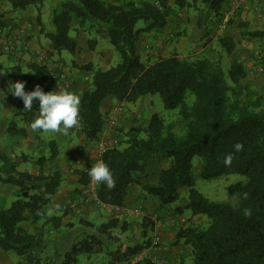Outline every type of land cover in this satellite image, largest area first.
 Wrapping results in <instances>:
<instances>
[{
  "label": "trees",
  "instance_id": "16d2710c",
  "mask_svg": "<svg viewBox=\"0 0 264 264\" xmlns=\"http://www.w3.org/2000/svg\"><path fill=\"white\" fill-rule=\"evenodd\" d=\"M6 1L12 11L34 7L37 25L45 32L42 12L46 0ZM227 1L202 0L206 11L215 15H220ZM169 3L178 9L192 6L186 0H159L156 4L143 0H63L50 10L51 28L46 38L52 44V53L46 54L48 58L63 52L76 55L80 45L72 32L79 30L105 39L119 57L108 70L95 69L91 63L74 64L81 72L92 75L90 84L79 97V127L88 141L98 143L107 129L110 116L101 112V106L109 98L119 104H132L145 96L158 95L166 110L178 112L177 120L169 123L154 114L147 127L122 132L124 141L106 148L101 160L112 172L115 186L108 189L97 184L98 202L123 208L128 188L139 185L147 195L158 199L160 208H166L178 202L180 189L188 190V204L176 208L175 213L183 215L189 211L192 217H205L207 221L201 226L180 228L174 243L191 247L193 264H264L263 96L243 85L250 74L241 61H235L227 71L218 61H190L177 55L150 63L144 61L138 43L142 35L167 27L172 12ZM140 23L146 26L138 27ZM6 27L5 13L0 9V31ZM245 35L264 40V28ZM95 42H89L91 51L95 50ZM220 44L228 56L234 53L233 39L226 37ZM257 58V68L264 73V53ZM42 64L29 63L30 74L18 66L16 73L11 74L13 69L0 66V91L8 92L9 86L17 82L29 86L40 78L46 94L57 92L52 70ZM3 71L7 72L6 79L2 77ZM19 107L16 117L23 126L11 122L7 128L9 135L26 140L30 135L43 133L31 127L40 115L39 102L28 111L19 99ZM178 129L182 132L177 133ZM237 143L243 145L239 152L234 148ZM55 150L53 143L49 159L42 155L32 163L33 173L20 171L17 160L0 148V185L16 188L20 196L9 208L0 209V251L14 253L19 258L18 264H80V256L91 259L103 252L109 257L108 264H116L129 262L149 249V240L135 245L122 243V237L129 231L125 222L114 219L96 225L80 220L83 232L74 238L72 245L65 240L66 247L58 248L62 254L57 255V261L53 259L47 234L59 231L62 218L68 214L49 217V206L63 182L59 170L45 172L46 165L57 155ZM229 154L233 159L226 164L225 157ZM21 158L25 163L32 160L26 155ZM196 158L201 160L203 180L228 175L246 178L227 189L237 198V203L211 202L195 188ZM162 166L166 168L154 174L158 183L143 185L150 169ZM83 182L90 183V176L84 175ZM246 210L251 214L246 215ZM23 223L39 224L40 229L37 234H31L21 226ZM153 229L151 220L140 223L144 239ZM52 243L58 241L52 240ZM108 246L117 247L110 251ZM137 264L159 263L146 258Z\"/></svg>",
  "mask_w": 264,
  "mask_h": 264
},
{
  "label": "rangeland",
  "instance_id": "374dc122",
  "mask_svg": "<svg viewBox=\"0 0 264 264\" xmlns=\"http://www.w3.org/2000/svg\"><path fill=\"white\" fill-rule=\"evenodd\" d=\"M63 1V0H60ZM108 2H113L114 0H105ZM138 1V0H137ZM148 1L151 3H155L159 0H143ZM190 3L191 8L186 9H178L174 4L169 3V6L172 7L171 15L168 18V25L165 29H163L160 33L161 35L152 36L155 33H147L142 35L141 42H140V54L142 58L146 62H154L156 59L160 58H169L173 55H177L181 59L188 58L190 61L196 59H209L211 61H218L222 65V67L227 71L235 61H241L245 64L249 71V78L243 81L244 86H248L252 91L258 92L262 94L263 104H264V74H260L258 76L256 73L257 62L258 58L264 53V40H254L247 37L245 34L248 32L262 30L264 28V4L262 0H248L245 3H242L240 0H228L224 5L223 10L220 12V15L209 14L206 9L205 5L203 4L202 0H186ZM6 0H0V9L6 14H11V10L3 9L2 7L6 4ZM47 8L52 10L55 6V0H46ZM50 22V16L47 19ZM50 24V23H49ZM76 25V24H74ZM146 26L144 23H140L138 27ZM8 35L17 34L15 30L10 31L4 29ZM150 34H152L150 36ZM73 37H77L80 40V43L83 46V51L87 54V56L93 57L91 60L85 59L86 62L91 61L90 63L95 67V69L106 70L109 67L114 66L118 60L112 63V57L110 56L111 51L109 47L114 52L115 56L118 57V54L115 52L114 48L103 38L90 36L84 31H73ZM226 37H229L234 40L236 43V48L234 53L231 56H228L222 49V45L220 41ZM95 42V51L86 52L85 49H90L89 42ZM156 42V44L154 43ZM159 43V44H157ZM89 51V50H88ZM90 53L91 55H89ZM64 57L70 58V54L67 52H63ZM2 56H0V61ZM36 57V56H35ZM35 57L34 60L36 59ZM38 58V55H37ZM48 64L51 62L50 58H48ZM38 59H36L37 61ZM20 64L16 65L15 68L18 66L20 67L24 73L30 74L31 71L29 70V63L22 61L18 62ZM33 63V62H32ZM35 63V61H34ZM37 63V62H36ZM40 63V62H39ZM42 64V63H40ZM47 64V66H49ZM51 65L58 64L63 65L65 68L72 69L81 73L78 67L72 66L71 63H60V62H52ZM10 63L7 61L5 62V69H10ZM43 65V64H42ZM87 65V64H84ZM57 66V67H59ZM82 66V65H79ZM11 73H16L15 71ZM18 72V71H17ZM84 74V73H83ZM85 76H88L86 74ZM2 77L6 79L7 72L3 71ZM257 81H260L257 83ZM257 83V84H256ZM255 84V85H254ZM11 89L12 87L9 86ZM27 87V86H26ZM25 87V92H26ZM32 87V86H31ZM7 89V88H6ZM5 89V90H6ZM32 90L35 89V86L31 88ZM153 97V104H152V113H150L151 109L146 106L138 103L137 105L141 106L139 113L142 116L141 125H146V121L150 118L151 114H158L162 118L166 119L167 123L176 121L177 120V111H168L165 109L163 102L160 96H151ZM19 99L18 97H13L10 99V112L12 113L11 117H6L2 112L0 114V148L7 154L13 156L15 159H19L20 167L19 170L22 172L30 171L31 167L34 166L33 161L38 160L41 157V153L38 150L28 149L25 148L29 140L32 138L29 136L28 139L20 141L17 137L9 135L7 132V128L11 122H16L18 126L22 125V122L19 117H16V114L19 111ZM150 98H147V100ZM144 100V99H143ZM135 106V105H134ZM118 108V107H117ZM110 119V118H109ZM113 128L107 127V131L112 132ZM180 133L179 129L177 133ZM44 133V132H43ZM39 134L37 137H40L43 142L51 143L54 139L57 143H61V139L56 137V132H45V134ZM36 137V138H37ZM34 138V137H33ZM36 141V140H32ZM123 140H119L117 142H123ZM55 143V142H54ZM47 153L51 154V146L46 147ZM96 151V149H95ZM98 152L94 153V157L92 158V164L90 167L95 166L99 155L100 149L97 150ZM26 153L32 160L30 162H23L22 155ZM19 155V156H16ZM44 155L47 156L46 153ZM48 157V156H47ZM48 165H46L45 169H48ZM53 171V170H52ZM89 171V170H88ZM193 173L195 178V188L203 194L207 199L211 202H220V203H237V198L235 196H231L228 192V188L232 185H235L239 182H243L246 180L245 177L239 175H228L224 176L219 179L206 181L201 178V160L196 158L193 163ZM32 172V171H30ZM50 172V171H49ZM48 173V172H47ZM86 175H89L88 172ZM19 192L16 188L6 185H0V209L1 208H9L11 204L19 198ZM184 198L188 199V190L183 192V195L178 200L176 205H180ZM175 205V206H176ZM52 210V211H51ZM138 210V209H137ZM49 211L51 215H64L65 212H70L73 210L70 209H60V211H56L53 207H49ZM99 211L102 213L105 210H96L92 213L97 214ZM66 215V214H65ZM134 215V214H133ZM189 211L184 214L187 218L189 217ZM73 217V216H72ZM77 219V217H73ZM205 221L207 219L204 217ZM204 219L198 218L196 220V225L201 226L204 225ZM139 219L136 215L132 217H124L122 222H125L129 225V231L122 237V241H124L127 245H135L137 243L143 242L142 234L140 233V225L137 222ZM88 221V219H87ZM90 222L95 223V219H89ZM79 227L82 225L79 223ZM84 229V228H83ZM83 231V230H82ZM67 239H73L81 234L80 231L73 232L72 230L68 231ZM50 237L48 247L52 254H54L53 259L57 261V255L62 254L60 250L58 251L59 247L65 248L66 244L64 243L65 240L58 235L56 232H49L47 234ZM56 235V236H55ZM55 237V238H53ZM148 237H152V231H150L147 235ZM146 238V239H147ZM52 240L58 241V243H52ZM56 244V246H55ZM65 244V245H64ZM154 248L160 247L158 244H153ZM113 247V246H112ZM110 247V248H112ZM109 249V248H108ZM9 256L5 254H0V264H13L14 262L19 261V258L14 254L11 253ZM45 255H49L47 251ZM87 256H80V264H87ZM106 256H93L92 262H97L99 259V263L102 264L104 262ZM146 259V258H144ZM57 263V262H56Z\"/></svg>",
  "mask_w": 264,
  "mask_h": 264
},
{
  "label": "crops",
  "instance_id": "0c3cea01",
  "mask_svg": "<svg viewBox=\"0 0 264 264\" xmlns=\"http://www.w3.org/2000/svg\"><path fill=\"white\" fill-rule=\"evenodd\" d=\"M60 0H55L56 5L59 4ZM44 8L42 12V21L45 25V32L43 33L41 31V28L38 27L36 19H37V12L34 7H30L26 11H12L11 6L6 2L3 9L11 10V14L5 15V21L7 23V30L15 32L17 31L16 35H8V37H14L16 36V39L18 40V47L13 51V53H6L4 51V45L3 40L5 36H7L6 31H4L5 36H0V56L2 61H0V66H2L4 69L5 62H9L12 68L8 69L12 71L13 68H15L16 65L20 64L18 62L22 61V64L27 63H42L40 61L41 56H46L47 53H52V44L51 42L46 38V32L51 27L49 23H51V11L49 8ZM50 16V22L47 21V19ZM74 27V25H73ZM162 30H152V33H155L154 35L150 34V36H156L161 35ZM150 32V33H151ZM76 40L79 42L80 50L76 55H70V58L64 57L63 53L58 55H53L52 58H50L51 62H49L48 67H52L50 63L52 62H60L62 63H71L73 66L76 65H84L89 64L91 61L86 62L85 59L91 60L93 57L87 56L85 51H83V46L80 43L79 38L75 37ZM142 40V39H141ZM140 40V42H141ZM140 42L138 43V48L140 50ZM156 44V42H154ZM159 44V43H157ZM86 52H91L90 49H85ZM89 50V51H88ZM109 50L111 51L110 56L112 57V63L118 60L115 56L114 52L109 47ZM95 51V50H94ZM93 51V52H94ZM92 53V52H91ZM91 55L90 53H88ZM38 55V58H37ZM36 56V57H35ZM35 57L38 59L34 60ZM48 59V57H47ZM157 60V59H156ZM49 61V59H48ZM21 65V64H20ZM111 68V67H109ZM108 68V69H109ZM106 69V70H108ZM70 70V69H69ZM14 71V69H13ZM12 71V72H13ZM23 71V70H22ZM11 72V73H12ZM71 72V78L74 83L76 92L78 94V97L81 96L83 90L90 84L92 75L90 73H78L75 70H70ZM84 73V74H83ZM256 73L258 76H261L262 72H260L259 68H256ZM88 74V76H85ZM264 74V73H263ZM7 78V77H6ZM260 81H257V83ZM256 83V84H257ZM40 85L43 90H45V85L43 81L40 78H37L35 82L29 86L26 87V92L33 91L31 88L33 86ZM255 85V84H254ZM32 86V87H31ZM12 92V89L9 88L8 92L0 91V114L3 112L6 117L12 118V113L10 112V99H12L14 96L10 93ZM147 98H150L147 100ZM144 99V100H143ZM153 97L151 96H145L144 98L138 100L135 103H124L119 104L116 102L114 98H109L106 100L102 106H101V112L104 115H116L117 120L116 124L113 127V129L110 131L104 132L102 137L100 138V141L97 142H90L87 140L86 136L82 133L80 127L73 128L69 130L68 134L63 133H56L57 140L58 138L61 139V143L59 140L56 142V140H52L51 143L43 142L40 137L32 136L31 139L36 140L32 141L31 139L27 143L25 148L38 150L39 153H41V156L43 155L46 158H50L51 154L47 153L46 147L55 142L57 153L55 159H53L51 162H49L47 165L49 166L48 169H45V172L49 173L52 170H59L62 173L63 176V182L62 185L58 191V193L53 197L51 205L49 207H53L56 211H60V209H70L73 210L68 212L66 216L62 218V227L59 231L56 233L60 235L64 240L68 237V231L72 230L74 233L82 231V227H79L80 220L89 221V219H95L96 225H102L106 224L111 220H118L120 223L122 222V219L124 217H132L136 215L138 217V224L144 220L148 219L151 220L154 224V229L152 231V237H148L147 239H143V242L146 240H149L150 242V248L145 250L142 254H140V259H151L159 264H193V257H192V249L191 247L185 246L183 244L177 245L175 244V239L178 233V230L180 228H185L190 225L197 226L196 220L199 217H192L191 213L189 212V217H185L184 214L187 213V211L184 212L183 215H179L175 213V209L178 207H186L188 204V199L184 198L183 202L180 205H172L171 207L166 208H160V203L157 198L151 195H147L146 192L143 190L142 186L139 185H131L128 188V196L124 202L123 208H117V207H108L103 206L98 202L97 196H96V187H93L92 183L84 184V175L86 176L88 170L91 169L92 164V158L94 157V153L98 152L99 148L105 147L108 148L110 146H113L117 143L119 140H123L122 132H127L131 128H141V127H147L150 123L151 117L154 115L151 114L150 118L146 121V125H141L142 116L139 113L140 108L142 105L148 106L152 113V104H153ZM138 103H141V106L137 105ZM135 105V106H134ZM117 107L122 108L117 114L116 110ZM23 126V125H21ZM20 126V127H21ZM45 134V132L43 133ZM34 137V138H33ZM37 137V138H36ZM29 138V137H28ZM17 139L20 141V139L17 137ZM96 149V151H95ZM54 152V153H55ZM44 153L47 154L44 155ZM27 157H29L26 153H24ZM19 156V155H16ZM30 158V157H29ZM31 159V158H30ZM29 159V160H30ZM18 162V165L20 167L19 159H16ZM34 162V161H33ZM166 168L165 166L159 168V169H150L148 173V177H146L143 180V185H154L158 183V178L154 176V174L158 173L159 170ZM30 171L33 173L35 172L34 167H31ZM185 189H180V198L183 195V192ZM178 203V202H177ZM176 205V206H175ZM139 210L140 213H135V210ZM98 210H105L104 213L99 211L97 214L92 213L93 211ZM52 211V210H51ZM49 213H51L49 211ZM59 213V212H58ZM57 213V215H58ZM134 214V215H133ZM53 215L49 217H52ZM77 217V219L73 217ZM205 221V219H204ZM23 228H25L29 233L31 234H37L40 225L38 224H31V223H23L21 224ZM141 233V232H140ZM56 236V235H55ZM68 244L72 245L73 239H67ZM66 240V241H67ZM159 242L158 248H154V242ZM124 243V241H122ZM141 244V243H137ZM109 250H113L108 246ZM117 247V246H113ZM104 253V252H103ZM100 254V256L104 255L106 256L104 262L102 264H108L109 263V257L104 253ZM0 254H5L10 257L9 254L3 253L0 251ZM99 256V255H96ZM92 259V258H91ZM91 259H86L87 264H94ZM19 261L14 262L13 264H18ZM99 263V259L95 264Z\"/></svg>",
  "mask_w": 264,
  "mask_h": 264
},
{
  "label": "clouds",
  "instance_id": "9594fccd",
  "mask_svg": "<svg viewBox=\"0 0 264 264\" xmlns=\"http://www.w3.org/2000/svg\"><path fill=\"white\" fill-rule=\"evenodd\" d=\"M11 87L10 94L23 101L24 109L31 111L34 103L39 102L40 115L31 124L34 131L68 134L69 130L79 126L80 99L76 94L68 91H52L46 94L40 85H36L31 92H25L26 84L23 82H17ZM234 148L239 152L243 145L237 143ZM232 159V154H229L225 157V163L230 164ZM88 174L98 185L102 184L108 189L115 186L113 174L103 160L92 166ZM250 214V210H246V215Z\"/></svg>",
  "mask_w": 264,
  "mask_h": 264
},
{
  "label": "built area",
  "instance_id": "2783aa9c",
  "mask_svg": "<svg viewBox=\"0 0 264 264\" xmlns=\"http://www.w3.org/2000/svg\"><path fill=\"white\" fill-rule=\"evenodd\" d=\"M242 3H245L247 2L248 0H240ZM0 36H5V33L4 31H0ZM3 45H4V51L6 53H13V51L15 49H17L18 47V40L16 39V36L14 37H7L5 36L4 40H3ZM40 61L47 65L48 64V59L46 56H41L40 57ZM58 64H54L52 65V67L50 66L49 68L52 70V78L55 79L56 81V85H57V93L59 92H62V91H68V92H72L74 94H77L76 92V89H75V86H74V83L72 81V78H71V72L68 68H65L63 65H60L59 67ZM262 70H260L261 72ZM122 110V108L118 107L117 110H116V114ZM116 120H117V117L116 115H111L110 116V120L108 121V126L109 129L110 128H113L116 124ZM100 149V155H99V158H98V162L101 161V155L104 153V151L106 150V147L104 145V147L102 148H99ZM96 163V164H97ZM91 178V177H90ZM91 183L93 185V187H96L97 186V183L94 182L92 179H91ZM135 213H140L139 210H135ZM154 244H158L159 245V242H154ZM144 259H140V255H138L137 257H134L132 258L129 262H118L116 264H137L138 262L142 261Z\"/></svg>",
  "mask_w": 264,
  "mask_h": 264
}]
</instances>
